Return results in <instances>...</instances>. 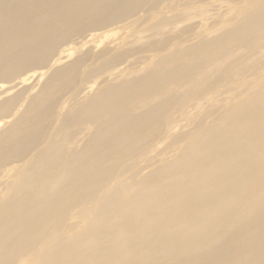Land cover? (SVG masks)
Returning <instances> with one entry per match:
<instances>
[{"label": "bare ground", "instance_id": "obj_1", "mask_svg": "<svg viewBox=\"0 0 264 264\" xmlns=\"http://www.w3.org/2000/svg\"><path fill=\"white\" fill-rule=\"evenodd\" d=\"M175 1L0 0V264H264V0Z\"/></svg>", "mask_w": 264, "mask_h": 264}, {"label": "rangeland", "instance_id": "obj_2", "mask_svg": "<svg viewBox=\"0 0 264 264\" xmlns=\"http://www.w3.org/2000/svg\"><path fill=\"white\" fill-rule=\"evenodd\" d=\"M176 1H178V2H179V0H176ZM176 1H175V3H174V4H177V6H178V2H176ZM175 6H176V5H175Z\"/></svg>", "mask_w": 264, "mask_h": 264}]
</instances>
